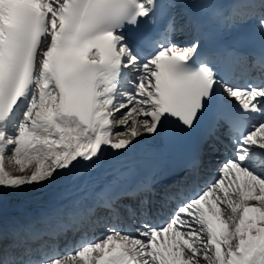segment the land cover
<instances>
[{
  "label": "snow or ice",
  "instance_id": "snow-or-ice-1",
  "mask_svg": "<svg viewBox=\"0 0 264 264\" xmlns=\"http://www.w3.org/2000/svg\"><path fill=\"white\" fill-rule=\"evenodd\" d=\"M186 2L0 0V264H264V0H191L230 28L254 26L259 54L218 50L242 65L244 85L205 51ZM185 26L195 35L182 40ZM206 118L186 175L162 193L120 173L65 220L6 221L25 189L101 168L145 135L165 144L194 133ZM222 126L231 156L201 187ZM97 226L106 234L83 231Z\"/></svg>",
  "mask_w": 264,
  "mask_h": 264
},
{
  "label": "bare ground",
  "instance_id": "bare-ground-1",
  "mask_svg": "<svg viewBox=\"0 0 264 264\" xmlns=\"http://www.w3.org/2000/svg\"><path fill=\"white\" fill-rule=\"evenodd\" d=\"M126 150L108 154L111 161L94 171H73L64 173L51 182L25 189L8 200L5 219L10 225L13 220H33L47 218L52 224L57 218H65V214L87 197H95L93 189L106 185L119 172V167L128 165L125 157H120ZM125 162L124 164H122ZM109 176L105 180L104 177ZM70 199L65 203V199Z\"/></svg>",
  "mask_w": 264,
  "mask_h": 264
}]
</instances>
